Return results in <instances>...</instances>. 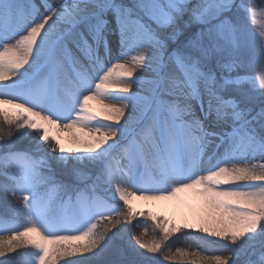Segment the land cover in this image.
Wrapping results in <instances>:
<instances>
[{"label": "snow or ice", "instance_id": "6c2138e0", "mask_svg": "<svg viewBox=\"0 0 264 264\" xmlns=\"http://www.w3.org/2000/svg\"><path fill=\"white\" fill-rule=\"evenodd\" d=\"M258 18L264 0H0V264H264ZM181 193L179 223L133 207Z\"/></svg>", "mask_w": 264, "mask_h": 264}, {"label": "bare ground", "instance_id": "6f19581e", "mask_svg": "<svg viewBox=\"0 0 264 264\" xmlns=\"http://www.w3.org/2000/svg\"><path fill=\"white\" fill-rule=\"evenodd\" d=\"M61 138L63 141H67L68 134L61 133ZM180 201H183V204H179L177 201H142L136 199L133 201V207L136 210L146 209L160 216H166L169 219H174L177 223L181 222L183 215L189 212V206L196 207L199 204V201L191 193H181ZM198 235L197 233H193ZM182 243V242H181ZM183 246V245H182Z\"/></svg>", "mask_w": 264, "mask_h": 264}, {"label": "rangeland", "instance_id": "374dc122", "mask_svg": "<svg viewBox=\"0 0 264 264\" xmlns=\"http://www.w3.org/2000/svg\"><path fill=\"white\" fill-rule=\"evenodd\" d=\"M257 23H264V20H261V19L258 18ZM137 211L149 212V213H152L153 215H155L157 217H161L160 214H157L155 212H152V211H149V210H146V209L145 210L144 209H140V210L138 209ZM149 232H151V229H149ZM193 235H196V234H193ZM120 242L121 241L117 240V243H120ZM182 245H183V243H182Z\"/></svg>", "mask_w": 264, "mask_h": 264}, {"label": "trees", "instance_id": "16d2710c", "mask_svg": "<svg viewBox=\"0 0 264 264\" xmlns=\"http://www.w3.org/2000/svg\"><path fill=\"white\" fill-rule=\"evenodd\" d=\"M0 211H2V209H0ZM175 246H182V243L181 242H178Z\"/></svg>", "mask_w": 264, "mask_h": 264}]
</instances>
